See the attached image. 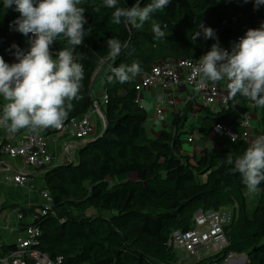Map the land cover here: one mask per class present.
I'll return each mask as SVG.
<instances>
[{
  "label": "trees",
  "instance_id": "obj_1",
  "mask_svg": "<svg viewBox=\"0 0 264 264\" xmlns=\"http://www.w3.org/2000/svg\"><path fill=\"white\" fill-rule=\"evenodd\" d=\"M151 2L140 0V6ZM134 3L118 0L120 7ZM80 6L85 7L87 30L83 44L73 54L84 66V79L81 98L72 101L68 116H83L94 109L96 102L102 105V98L95 96L97 78L94 80L102 67L101 87L108 95L102 111L108 124L100 137L82 145L77 161L47 169L46 188L54 203L34 221L42 230L38 248L58 264L170 263L177 259L167 244L174 230L189 229L200 209L237 205L238 219L226 229L228 247L205 262L223 259L229 253H246V264H264V183L258 186L259 203L250 214L248 189L242 176L233 173L234 165L228 163V157L234 161L251 144L250 139L242 138L246 130L244 114L260 111L264 127V107L239 95L230 102V109L203 106L205 117L199 128L202 137L207 138L215 124L230 126L241 137L235 143L219 137L225 142L222 146L190 157L181 151V136L194 103L189 102L184 113L175 117L173 131L151 136L146 127L149 114L141 106L136 89L153 65L168 59H199L211 49L214 39L201 36L195 43L191 40L200 23L211 27L220 45L227 48L249 28L260 27L264 5L257 9L254 0H170L163 12L152 16L166 33L160 40L153 38L151 20L140 28L116 25L111 22L114 9L107 8L103 0H82ZM19 15L14 6L5 10L0 0V56L9 64L18 62L13 44L28 51L26 37L10 28V22ZM109 38L127 45L115 60L107 55ZM65 47L69 45L63 38L50 46L54 56ZM133 62L141 67L139 75L123 84L108 82L107 77L113 75L108 65ZM260 135H264V129ZM33 210L35 207L24 212L27 216ZM14 249V244L0 242V264H5L1 258ZM26 264L33 263L27 260Z\"/></svg>",
  "mask_w": 264,
  "mask_h": 264
},
{
  "label": "clouds",
  "instance_id": "obj_2",
  "mask_svg": "<svg viewBox=\"0 0 264 264\" xmlns=\"http://www.w3.org/2000/svg\"><path fill=\"white\" fill-rule=\"evenodd\" d=\"M103 3L114 9L112 23L140 28L151 20L153 38L166 37L161 23L152 16L157 11L163 12L170 0H152L144 7L140 6V0H135L131 7L118 6V0H103ZM81 4L82 0H3L5 10L14 6L20 14L10 22V28L14 27L25 37L32 34L27 52L12 45L17 49L18 62L9 64L0 56V97L4 101L0 127L9 133L15 134L22 129L33 132L41 128L59 129L73 108L72 101L81 98L84 66L73 55L75 48L83 44L87 30L84 27L87 23L85 7ZM261 5L264 0H254L255 8ZM93 10L99 11L98 8ZM163 28L167 29L168 24L164 23ZM201 36L216 42L193 66V72L202 81L226 80L229 99L239 95L264 107V22L259 28H249L238 42H233L231 51L223 48L215 31L203 23L194 31L192 42ZM58 38L65 39L69 47L60 49L54 57L50 46ZM106 45L107 55L112 60L127 46L117 38H109ZM111 71L113 75L107 77L108 82L115 80L123 84L139 75L141 67L133 62L120 64ZM231 140L235 143L236 135H232ZM228 163L234 165L233 173L242 176L247 189L256 192L264 183V135L252 140L234 161L228 157Z\"/></svg>",
  "mask_w": 264,
  "mask_h": 264
},
{
  "label": "built area",
  "instance_id": "obj_3",
  "mask_svg": "<svg viewBox=\"0 0 264 264\" xmlns=\"http://www.w3.org/2000/svg\"><path fill=\"white\" fill-rule=\"evenodd\" d=\"M242 36L244 35L239 36L235 42H238L239 38ZM31 37L32 34H29L27 37L28 41ZM231 46L225 49L231 51ZM74 58L77 60L75 55ZM199 59H168L153 65L151 70L141 77L136 86L139 98L142 92L156 86H160L165 90H170L175 86L184 84L192 88L193 93L201 96L205 105H216L221 109H230V102L232 99L228 98V92H226L219 83L202 81L201 78L193 72V66L198 63ZM77 62L79 61L77 60ZM108 68L112 69L113 67L108 65ZM107 102L108 95L104 91L102 95V105ZM160 102H163V99H161ZM170 102L173 103L172 100H170ZM102 105L100 103H95V107L92 111L80 117L68 116L61 128L53 129L57 134L68 135L81 143V145H85L94 140L92 138L95 133L93 115L97 113L101 114ZM156 114L161 119H164L162 107L157 108ZM243 125L246 130L242 138L249 140L252 130V112L249 111L244 114ZM47 129L49 128H41L35 132L31 129H27V133L24 137L4 141L0 146V162L3 161L5 157H19L22 158L28 166L34 169L46 170L52 167L55 159L50 150L48 136L43 133ZM213 132L219 137H228L230 140L232 135H236V140L241 137L233 128L222 124H215ZM192 140V137L189 138V141ZM7 180L20 185L30 182V179L25 174L9 175L7 176ZM41 196L44 200L43 205L38 208V211L32 214L31 223L23 226L24 235L16 240L14 243L15 249L13 251L6 257L1 258L3 263L26 264L27 260H29L33 264H58L52 260L47 253L38 248L42 230L39 226L34 224V221L39 217L40 213L44 214L51 210L54 203V199L48 189H43L41 191ZM29 209L30 208L18 209L16 214L17 218L20 221H24L26 217L24 211ZM238 216L239 211L237 206L233 208L223 207L218 210H198L194 214L192 226L189 229H176L171 233L167 244L172 251L176 253L177 259L174 262L164 264H246V255L237 253H229L223 259H214L208 263L205 262L209 257L219 254L228 247L229 239L226 229L232 223L236 222Z\"/></svg>",
  "mask_w": 264,
  "mask_h": 264
},
{
  "label": "crops",
  "instance_id": "obj_4",
  "mask_svg": "<svg viewBox=\"0 0 264 264\" xmlns=\"http://www.w3.org/2000/svg\"><path fill=\"white\" fill-rule=\"evenodd\" d=\"M27 38V37H26ZM102 70V69H101ZM100 70V71H101ZM105 72V70L103 71ZM103 79V78H102ZM103 83V82H102ZM228 92L227 82H217ZM102 85V84H101ZM104 89L101 87L95 90L96 97L102 98ZM163 99V102L160 100ZM173 101V103L170 102ZM140 102L148 111L149 117L146 121V127L151 136H159L163 131L174 130L173 122L177 115H182L184 109L189 102H193V111L188 114V120L183 128L181 139L183 141L182 153L190 157L201 156L205 150H210L214 146H222L220 142L223 139L215 138L212 133L204 138L199 132L205 113L202 112L203 106H207L201 96L193 93L192 88L187 85L175 86L170 90H165L160 86L145 90L140 94ZM201 103V105H198ZM4 101L0 97V111H2ZM198 106V107H197ZM162 107L164 111V119H161L157 114V108ZM214 110H220L219 106H212ZM93 123L95 125V133L93 139H97L104 131L105 123L102 114L93 115ZM263 129L261 123V112H252V130L251 139L254 140L259 136V132ZM27 129H22L15 134L9 133L6 129L0 127V146L6 140L19 139L24 137ZM48 136L50 150L54 156V165L58 166L70 161H77L82 149L81 143L68 135H60L53 128H49L43 132ZM193 138L189 141V138ZM187 142L189 148L184 147ZM225 148H230L228 145ZM52 166V167H53ZM48 173L46 169H34L28 166L22 158L5 157L0 162V242L6 244H14L16 240L24 235L25 225H29L32 221V214L38 211L44 200L41 196V191L46 188L45 175ZM25 174L30 179V182L24 185L10 182L7 180L9 175ZM47 189V188H46ZM229 206L231 208L235 207ZM35 207L24 221H20L16 214L20 208ZM246 255V263L248 255Z\"/></svg>",
  "mask_w": 264,
  "mask_h": 264
},
{
  "label": "rangeland",
  "instance_id": "obj_5",
  "mask_svg": "<svg viewBox=\"0 0 264 264\" xmlns=\"http://www.w3.org/2000/svg\"><path fill=\"white\" fill-rule=\"evenodd\" d=\"M25 43H26V46L27 48L29 49L30 45L28 43V39L26 38L25 39ZM97 78V81H96V88L95 90L97 91L98 89L101 88V84L103 82V72L102 71H99V73L96 74V77L94 79ZM97 96V94H95ZM198 105H201V103H198ZM198 107V106H197ZM212 136L215 137V138H219L218 135H216L214 132H212ZM251 139V137H250ZM222 144H224L225 142L224 141H220ZM184 147L185 148H189L188 146V143L185 142L184 143ZM246 195H247V199H248V207H249V213L252 214L253 211L256 209V207L258 206V203H259V199H260V191L257 189L256 192H250L249 190L246 191Z\"/></svg>",
  "mask_w": 264,
  "mask_h": 264
},
{
  "label": "water",
  "instance_id": "obj_6",
  "mask_svg": "<svg viewBox=\"0 0 264 264\" xmlns=\"http://www.w3.org/2000/svg\"><path fill=\"white\" fill-rule=\"evenodd\" d=\"M101 69H102V67H100V68L97 70L96 74L99 73V71H100ZM96 74H95L94 78L96 77ZM94 80H95V79H94ZM94 102H96V100H94ZM96 103H97V102H96ZM101 114H102V116H103L104 123H105V128H104V131H105L108 122H107V119H106V117H105V115H104V112H103L102 110H101ZM104 131H103V133H104ZM103 133H102V134H103ZM102 134H101V135H102ZM101 135H100V136H101ZM100 136H99V137H100Z\"/></svg>",
  "mask_w": 264,
  "mask_h": 264
}]
</instances>
